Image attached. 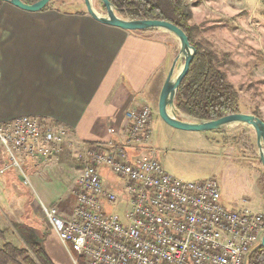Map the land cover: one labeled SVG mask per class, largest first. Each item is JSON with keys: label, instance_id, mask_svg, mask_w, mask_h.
I'll return each mask as SVG.
<instances>
[{"label": "built area", "instance_id": "2783aa9c", "mask_svg": "<svg viewBox=\"0 0 264 264\" xmlns=\"http://www.w3.org/2000/svg\"><path fill=\"white\" fill-rule=\"evenodd\" d=\"M152 117L145 102L125 112L111 138L88 142L63 123L20 115L0 120V145L24 175L26 162L47 163L66 151L80 164L71 211L44 202L37 210L73 264H249L264 213L226 208L214 176L186 180L168 172L151 150ZM102 169L117 179L107 182ZM121 202L124 217L107 213Z\"/></svg>", "mask_w": 264, "mask_h": 264}, {"label": "rangeland", "instance_id": "374dc122", "mask_svg": "<svg viewBox=\"0 0 264 264\" xmlns=\"http://www.w3.org/2000/svg\"><path fill=\"white\" fill-rule=\"evenodd\" d=\"M93 4L100 14L107 13L100 0H93ZM189 5L195 10L190 21L195 26L194 39L217 52L221 68L238 92L241 112L264 120V0H197ZM53 7L87 11L84 0H54ZM183 63L180 59L177 70ZM149 104L153 110L151 150L168 172L186 180L214 176L226 208L249 207L264 213V166L254 128L236 124L206 132L178 129L161 118L156 101ZM26 164L29 184L7 149L0 145V247L5 241L27 247L45 235L37 214L40 199L56 202L62 214L75 205L72 188L80 164L70 152L36 167L33 162ZM102 171L107 182L117 179L111 171ZM125 209V202L115 208L106 206L107 213L115 211L122 217ZM59 243L56 253L69 257ZM32 256L42 264L35 253ZM70 262L73 264L71 258Z\"/></svg>", "mask_w": 264, "mask_h": 264}, {"label": "crops", "instance_id": "0c3cea01", "mask_svg": "<svg viewBox=\"0 0 264 264\" xmlns=\"http://www.w3.org/2000/svg\"><path fill=\"white\" fill-rule=\"evenodd\" d=\"M84 11L30 12L3 2L0 120L35 116L67 125L76 139L99 142L122 127L128 109L159 102L179 40L163 30L108 25ZM43 226L45 235L33 242L54 264H71L70 255L56 253L57 234Z\"/></svg>", "mask_w": 264, "mask_h": 264}, {"label": "trees", "instance_id": "16d2710c", "mask_svg": "<svg viewBox=\"0 0 264 264\" xmlns=\"http://www.w3.org/2000/svg\"><path fill=\"white\" fill-rule=\"evenodd\" d=\"M34 3L38 0H23ZM117 12L132 19H162L180 26L196 48L190 70L180 85L175 104L181 113L210 120L241 112L240 98L235 86L227 79L221 68L219 56L213 48L204 47L195 41L191 24L192 9L184 0H110ZM0 0V7L3 4ZM54 0L44 8H52ZM64 12L75 10L55 7ZM84 12H87L86 10ZM37 255L42 264H54L41 243L18 246L5 241L0 247V264H39L32 256ZM249 264H264V248L256 249L249 257Z\"/></svg>", "mask_w": 264, "mask_h": 264}, {"label": "water", "instance_id": "95a60500", "mask_svg": "<svg viewBox=\"0 0 264 264\" xmlns=\"http://www.w3.org/2000/svg\"><path fill=\"white\" fill-rule=\"evenodd\" d=\"M14 6L30 12L43 10L51 0H38L34 3H26L23 0H3ZM87 12L96 20L123 28L129 31L163 30L174 34L180 43V51L176 56L171 69L162 86L158 110L161 118L169 125L183 130L206 132L220 130L232 124H247L254 128L260 150L261 161L264 166V120L253 113L237 112L222 116L218 119L203 120L181 113L176 107L175 100L178 89L190 70L196 48L190 43L187 33L177 24L162 19H132L123 17L117 13L115 6L110 0H100L107 13L100 14L94 8L93 0H84ZM180 59L183 65L177 70ZM177 70V71H176ZM264 248V235L260 246Z\"/></svg>", "mask_w": 264, "mask_h": 264}, {"label": "bare ground", "instance_id": "6f19581e", "mask_svg": "<svg viewBox=\"0 0 264 264\" xmlns=\"http://www.w3.org/2000/svg\"><path fill=\"white\" fill-rule=\"evenodd\" d=\"M179 71V70H178ZM230 126H235V124H232V125H230Z\"/></svg>", "mask_w": 264, "mask_h": 264}]
</instances>
